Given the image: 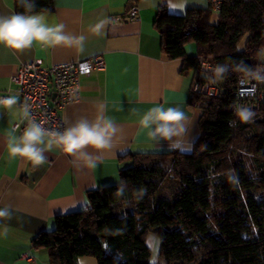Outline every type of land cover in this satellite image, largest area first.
<instances>
[{
    "label": "trees",
    "instance_id": "obj_1",
    "mask_svg": "<svg viewBox=\"0 0 264 264\" xmlns=\"http://www.w3.org/2000/svg\"><path fill=\"white\" fill-rule=\"evenodd\" d=\"M33 3V12L53 9V0ZM15 10L24 12L19 0ZM213 13L209 7L173 15L162 6L155 24L167 57L184 61L182 73L200 72V57L230 69L216 76L220 96L198 98L200 136L192 152L128 156L119 183L88 191L89 208L58 216L53 230L33 238L32 247L46 249L51 264L80 257L157 264L150 234L159 238L163 264H264V102L250 123L235 115L244 75L236 66L256 69L264 49V0H227L216 23ZM191 43L198 47L194 57L186 54Z\"/></svg>",
    "mask_w": 264,
    "mask_h": 264
},
{
    "label": "crops",
    "instance_id": "obj_2",
    "mask_svg": "<svg viewBox=\"0 0 264 264\" xmlns=\"http://www.w3.org/2000/svg\"><path fill=\"white\" fill-rule=\"evenodd\" d=\"M16 3L0 0V16L16 13ZM133 4L139 7V21L111 24L114 17L125 18ZM162 6L170 14L184 15L192 8H209V0H53L52 11L34 13L42 14L49 26L62 23L66 33L85 36L84 52L64 45L34 43L23 51L0 45V94L16 91L12 77L21 64L37 61L50 67L103 56L106 69L83 76L80 98L60 115L66 126L80 117L93 120L103 104L104 115L120 129L111 149L91 152L97 164L94 168L55 144L51 150L46 148L47 161L36 167L24 158L12 157L7 148L9 137L23 132L21 109L0 107V208L8 206L12 211L10 219H0V264H51L46 249L32 247L35 236L53 230L58 216L86 209L88 191L119 183L120 170L131 164V154L170 150L166 142L155 143L141 127L140 119L148 109L160 105L182 108L189 118L193 150L200 136L202 110L192 105L190 92L200 72L182 73L184 61L171 60L164 53L162 35L155 26ZM101 21L106 23L97 33ZM186 54L196 56L197 45H187ZM25 254L32 259H23ZM76 264L98 262L80 257Z\"/></svg>",
    "mask_w": 264,
    "mask_h": 264
},
{
    "label": "clouds",
    "instance_id": "obj_3",
    "mask_svg": "<svg viewBox=\"0 0 264 264\" xmlns=\"http://www.w3.org/2000/svg\"><path fill=\"white\" fill-rule=\"evenodd\" d=\"M24 8L23 13H14L0 16V45L15 51L31 48L34 43L44 46L64 45L75 47L81 53L85 51L86 37L75 36L65 32V25L57 23L49 26L40 13H34L33 0H19ZM106 22L101 21L96 25L97 33ZM237 70L245 77L264 82V69H253L249 65H237ZM225 65H217L214 69L216 76L225 75L229 71ZM215 82V81H213ZM20 107L22 117L27 121L23 132L19 136H10L7 148L12 157H21L39 167L47 161L46 148L51 150L53 145L62 147L63 152L71 157L83 159L88 167H96V159L91 152H101L113 147V139L120 132L115 121L104 115V105L98 106V115L89 120L80 117L75 122L69 123L63 130L52 131L42 127L31 118V105L19 103L16 96L0 98V107L11 109ZM235 115L242 123H250L255 113L247 107H237ZM188 116L180 107L154 106L148 109L140 119V125L147 130L152 140L160 144L166 142L170 150L180 149L191 151L193 142L188 139ZM235 121L232 122V125ZM230 125V126H232ZM47 138V139H46ZM46 146V147H42ZM91 150V151H90ZM124 186L118 189V194H123ZM11 208H0V219H10ZM7 227L4 228V234Z\"/></svg>",
    "mask_w": 264,
    "mask_h": 264
},
{
    "label": "built area",
    "instance_id": "obj_4",
    "mask_svg": "<svg viewBox=\"0 0 264 264\" xmlns=\"http://www.w3.org/2000/svg\"><path fill=\"white\" fill-rule=\"evenodd\" d=\"M226 1L209 0V7L213 12L219 13ZM124 20H140L137 4L130 7L125 18L114 17L110 22L111 24H118ZM215 68L214 63L200 57V75L194 80L190 92V100L193 106L200 108L199 97H218L222 94L223 87L216 78ZM257 68L264 69L262 60H260ZM105 69V59L100 55L84 60L53 64L50 67H45L37 61L24 63L12 77V82L17 86L16 91L0 94V98L18 97L21 105L24 103L31 105V118L42 127L52 131L63 130L66 123L61 117L60 111L77 102L80 98L82 77ZM54 93L56 94L55 97H53ZM235 96V109L247 107L257 113L261 110L264 102V82L241 75L237 80ZM18 108L20 109V107ZM22 121L25 127L27 121L23 117ZM19 127V123L14 125L15 129ZM23 259L31 260L32 258L29 254H25Z\"/></svg>",
    "mask_w": 264,
    "mask_h": 264
},
{
    "label": "rangeland",
    "instance_id": "obj_5",
    "mask_svg": "<svg viewBox=\"0 0 264 264\" xmlns=\"http://www.w3.org/2000/svg\"><path fill=\"white\" fill-rule=\"evenodd\" d=\"M217 14L218 13H215V12L213 13V15L211 17V22L212 23H216L217 22ZM192 44H195V43H192ZM261 60L264 62V49L261 51ZM162 163L164 165L168 166L171 163V158L170 157H166ZM126 204H127L126 207H129L128 205L131 206V203H126ZM151 235H150V238L148 240V244H149V246L151 248V252H152V258H151L152 262L153 263H157V264H163L164 259H163V257H161L159 255V247H160L159 238L156 235H154V234H151Z\"/></svg>",
    "mask_w": 264,
    "mask_h": 264
},
{
    "label": "water",
    "instance_id": "obj_6",
    "mask_svg": "<svg viewBox=\"0 0 264 264\" xmlns=\"http://www.w3.org/2000/svg\"><path fill=\"white\" fill-rule=\"evenodd\" d=\"M55 96H56V94L54 93V94H53V97H55Z\"/></svg>",
    "mask_w": 264,
    "mask_h": 264
}]
</instances>
